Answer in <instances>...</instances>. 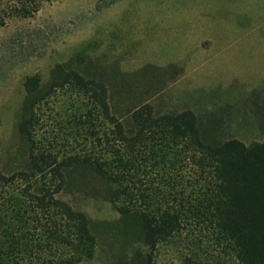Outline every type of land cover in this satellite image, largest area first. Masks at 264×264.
<instances>
[{
    "label": "trees",
    "instance_id": "16d2710c",
    "mask_svg": "<svg viewBox=\"0 0 264 264\" xmlns=\"http://www.w3.org/2000/svg\"><path fill=\"white\" fill-rule=\"evenodd\" d=\"M44 1L0 0L8 7L0 24ZM75 60L55 64L47 80L25 77L21 161L0 168V264L94 256L92 218L66 196L74 188L109 201L150 249L181 245V264H264V140L222 139L191 108L158 109L161 67L113 76ZM61 90L73 99L66 116L54 108ZM43 104L56 111L50 140L41 136Z\"/></svg>",
    "mask_w": 264,
    "mask_h": 264
},
{
    "label": "rangeland",
    "instance_id": "374dc122",
    "mask_svg": "<svg viewBox=\"0 0 264 264\" xmlns=\"http://www.w3.org/2000/svg\"><path fill=\"white\" fill-rule=\"evenodd\" d=\"M77 56L114 68L113 76L161 67L152 88L158 109L191 108L222 139L264 140V0H49L32 16L0 24V168L21 161L25 77L47 80L55 64L76 65ZM69 93L54 99L65 116L73 110ZM51 107L38 110L45 140L56 129ZM66 196L90 215L97 235L94 256L78 264H146L149 257L181 264V245L150 249L103 197L75 188Z\"/></svg>",
    "mask_w": 264,
    "mask_h": 264
}]
</instances>
